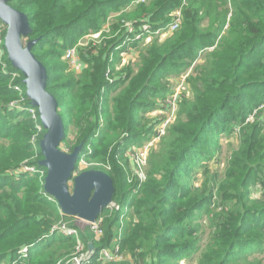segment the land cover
<instances>
[{
    "label": "trees",
    "instance_id": "obj_1",
    "mask_svg": "<svg viewBox=\"0 0 264 264\" xmlns=\"http://www.w3.org/2000/svg\"><path fill=\"white\" fill-rule=\"evenodd\" d=\"M134 1L11 0L9 3L29 16L32 31L24 40L41 37L33 52L46 65L48 90L59 102V113L65 123L61 144L70 151L83 144L82 158L87 159V169L107 171L116 186L114 200L119 207L106 208L101 214L104 236L95 238L87 227L86 232L81 231V238L86 243L93 241L98 252L112 245L122 226L121 247L123 252L129 253L130 262L182 264L191 252L200 250L198 238L194 236L200 224L194 221L211 213L215 196L213 192L207 194L206 190L194 201L200 188L187 185L182 175L187 167L215 158L216 142L209 134L225 131L228 118L224 110L234 97H244V90L256 79L251 73L254 65L251 61L260 50L264 51V0H188L180 27L163 40L158 36L143 48L138 70L126 67V77L115 83L109 81L107 74L114 75L115 68L110 65L122 60L111 61V51L127 29L123 27L118 33L121 25L112 24L108 32L104 30L99 43L91 42L80 49V55L88 64L85 69L81 73L72 71L64 60L65 51L78 43L85 32L99 31L110 13L122 12L120 20L135 26L146 21L157 29L170 23V14L183 0H146L128 10ZM6 31L3 23L0 38H5ZM197 42L200 45H194ZM215 43L216 48L206 52L204 60L189 76L193 96L185 97L180 112L181 117L185 115L194 124L195 130L183 140L179 129L171 128L159 150L150 152L148 180L140 184L138 179L128 189H122L126 176L123 164L118 163L120 157L129 164L131 160L125 156L129 147L142 145L154 131L155 125L147 124L145 114L156 104L148 98L151 94L169 93L167 81L163 80L165 76L187 70L200 58L202 48ZM188 50H192V55L187 59L185 51ZM177 56L181 58L176 60ZM15 70L18 69L8 59L3 41L0 45V263L8 257L9 264L66 262L75 251L77 240L74 236L52 232V228L57 221L71 224L77 217L64 215L58 203L43 193L47 168L40 167L37 160L30 164L45 169L44 176L15 171L22 153L34 154L31 138L37 129L28 112L12 110L11 105L23 97L26 98L24 103L29 104L21 79L12 80L11 72ZM13 85L23 86L25 92L20 94ZM208 85L218 87L214 92L219 95L224 94L212 109L207 106L210 103L205 93ZM111 87L116 92L108 98ZM204 109H208V113L205 114ZM38 120L41 125L39 117ZM179 122L182 123V119ZM248 124L251 140H246L249 135L244 133L233 159L240 160L245 154L256 162L241 164L245 169L242 178L230 175L238 179L235 182L238 191L229 198L239 204L242 216L233 225L228 246H218L217 252L207 253L198 264H255L248 260V255L255 249L264 251L262 238L255 241L258 243L255 248L252 246L241 254L236 252L239 235L247 228L249 213L259 212L243 208L250 203V192L244 187L264 159V118ZM72 135H75L73 142ZM38 152L43 158L40 148ZM216 179L215 176L213 181ZM207 187L205 182L204 188ZM40 202L48 210L39 212L36 205ZM257 225L264 230L261 221H257ZM24 247L29 248L27 256H22ZM92 264L104 263L93 258Z\"/></svg>",
    "mask_w": 264,
    "mask_h": 264
},
{
    "label": "rangeland",
    "instance_id": "obj_2",
    "mask_svg": "<svg viewBox=\"0 0 264 264\" xmlns=\"http://www.w3.org/2000/svg\"><path fill=\"white\" fill-rule=\"evenodd\" d=\"M135 4H132L131 6H135ZM129 6L127 9L131 10L132 7ZM122 12L116 13L112 12L107 17V22L102 25L101 29L96 32H103L105 29H109L110 25L117 23L118 25L116 27H119L118 33L122 32L124 29L123 23L124 20L119 18V15H121ZM153 31L159 30V28L152 29ZM95 32H85L79 40H78V46L79 48L86 47L89 43L95 42L99 43L101 41L93 38V34ZM117 33V34H118ZM154 35V34H153ZM158 35L145 37L142 40H135L134 36L129 38L124 42V44L118 48V50H115L113 52L111 61H114L118 58H120L122 61L117 62L116 65L112 64L110 65L112 68H115L114 75L112 74L109 77V81L111 83H115L116 80H119L122 77H126L127 72H125V68L128 66H132L133 69H135V72L139 68V64L141 61V52L144 50L147 46L152 44L154 40ZM85 37L87 41L83 40ZM111 38V37H110ZM120 40V39H119ZM119 40L116 42L118 43ZM163 40V39H162ZM160 40V41H162ZM24 43H26L24 41ZM87 43V44H85ZM211 44V43H210ZM206 49H201L200 51V58L196 61H194L187 70H184L180 74L175 75L174 73L168 74L165 76L163 80L167 83L165 84L169 88V93L162 94V95H153L151 94L150 101L155 102V107L153 110L148 111L145 115L147 118V124L149 125H155L157 127L158 124L161 123V121L165 119H169L170 122L166 126L165 133L159 138L158 140L153 139L155 136V131H152V134L150 137L143 142L142 145H132L129 147V149L126 151L125 156L129 154V151L135 147L137 150H142V148L145 145L151 146L149 149V154L147 158L144 160V163L141 168L139 166H136V163L130 162L129 164H125V161L123 160V157H120V162L124 166V172L126 176L125 185L121 186L122 189H128L130 186H132L134 183H136L139 179V183H145L148 180L149 176V157L150 152L153 150H159L161 147V142L163 138L167 135V133L170 131L171 128L177 127L179 129V134L181 135V138L185 140V137L190 134L191 131L195 130V126L193 123H190L185 115L180 116V112L183 110L182 105L184 103V99L190 98L193 96V90L191 85L188 83L189 76L193 75L194 68L198 66L205 57L206 52L212 51L216 48L217 43L214 45H211ZM194 45L198 46L200 45V42L194 43ZM116 46V44H115ZM144 48V49H143ZM189 48V47H188ZM186 48V49H188ZM192 50L185 51L187 54V59L191 58ZM3 58V55H2ZM181 56H177L176 60H179ZM83 62H85L86 66L88 65L86 61L82 58ZM65 60V58H64ZM68 62L67 60H65ZM182 61V60H180ZM253 66L251 69V73L253 76V79L256 78L253 82V84L244 90V97H234L232 101L230 102V105L224 110L223 113L226 114L228 118L227 126L225 127V131L221 133L212 132L209 135L213 136V140L216 142V147L214 149V159L211 161H204L199 163L198 165H192L187 167L186 172L183 173L182 177L185 179V183L189 186H193L195 189H198L199 195L195 198L194 201L198 200L202 194H205V191L207 194L210 192H213L215 195L213 198V205H212V211L210 214H205L202 217L196 219V223L200 224L199 230L197 233H194V236L198 238V243L200 245V250L197 252H191L188 255V258L184 259L182 261V264H198L200 259L202 257H205L208 254H212L214 252L218 251V246H228V243L232 240L231 230L233 229V225L235 222H238L239 219L242 216V213L240 212L239 204L237 205L235 203V200L233 201L230 199L233 195H235L236 185L235 182L238 179L230 178V175L232 174L235 177H241L244 174L245 169H242L240 166L244 162L247 164H252L256 161H252L249 159V157H246L245 154H242L240 157L241 159H233L234 152L237 151L240 147L241 140L243 138L244 133L246 135H249L246 140H251V129L249 127V122L258 121L260 118H264V51L260 50L257 55L252 59ZM258 65H255L257 64ZM70 65V62H69ZM71 70L72 67L70 66ZM85 69V68H84ZM83 69V70H84ZM81 71H76V73H81ZM14 79H21V81L24 79L21 75L13 76L12 80ZM156 84H159L157 82ZM21 88H23L21 86ZM25 88L18 90L20 94H23ZM218 87L208 85V87L205 90L206 97L210 98V103L207 105L209 109L216 106L221 100L224 94L219 95L218 93L214 92L217 90ZM115 90L111 87L108 89V98H112L115 94ZM26 100L18 99V101L14 102L11 107L12 110H18V111H26L28 112L29 116L34 120L33 122L37 126L36 131L34 132L31 143L34 148V154L27 155L26 153H22L18 159V166L15 168V171L19 170H25L26 167L32 166L30 163L33 161H36L39 163L40 160L43 158L39 156V148H40V141L43 138L45 132L43 127L40 125L38 120V109L35 107L30 106L29 104L24 103ZM30 110V111H29ZM204 113H208V109H204ZM37 115V118H36ZM182 119V123L179 122V120ZM162 125V124H161ZM154 127V129H155ZM188 134V135H187ZM155 137V138H156ZM75 140V135L71 136V141L73 142ZM153 140V141H152ZM246 145L248 146L249 143L246 142ZM78 146V145H77ZM76 147V146H75ZM70 151L64 144H61V148L67 152H72L74 148ZM208 148H212L211 146ZM22 157V158H21ZM85 161H82L81 164H79L77 169V174L81 171L87 170V159H84ZM24 168V169H23ZM37 168V166H35ZM37 170V169H36ZM40 172H32L39 173L40 176H43V173H45V170L39 169ZM42 171V172H41ZM107 172V171H106ZM31 173V172H29ZM108 173V172H107ZM217 177L216 181H213L214 177ZM208 183V187L204 188V184ZM71 187L73 186L72 182L70 183ZM117 185V184H116ZM120 185V182L119 184ZM119 187V186H118ZM121 187H119V190L121 191ZM246 190L250 192V203L243 208H245L247 211L250 208H254V210H259L258 213H249L248 215V222H247V228L245 231H242L239 235V240L237 243L236 252L238 254H241L243 252L249 251V249L254 246V248L258 245V243H255L256 240L264 238V230H261L260 227L257 225V221H261V225L264 224V159H262L261 167L257 168V171L254 173V177L251 179L250 183L247 184L244 187ZM177 189H175L176 191ZM204 192V193H203ZM178 193V190H177ZM230 197V198H229ZM49 198V197H48ZM50 200V199H49ZM52 201V200H51ZM237 202V199H236ZM36 206H38L39 212L43 210H48V208L43 205V203H38ZM37 209V210H38ZM63 222L62 220L55 222L54 226L60 224ZM71 224L76 225L77 227H80L82 232H86L87 228L79 218L74 219ZM68 223V222H67ZM61 224H64L61 223ZM62 234L61 232H58ZM65 236L64 234H62ZM29 251L25 254H28ZM124 257L122 259L113 261V262H103L104 264H139L137 261L130 262L128 258V252H123ZM249 254V253H247ZM23 256V255H22ZM249 259L255 262V264H259V260H261V264H264V251H260L259 249H255L251 255L249 254ZM4 261L0 264H9L10 258H4ZM59 262V261H58Z\"/></svg>",
    "mask_w": 264,
    "mask_h": 264
},
{
    "label": "water",
    "instance_id": "obj_3",
    "mask_svg": "<svg viewBox=\"0 0 264 264\" xmlns=\"http://www.w3.org/2000/svg\"><path fill=\"white\" fill-rule=\"evenodd\" d=\"M10 1L0 0V19L7 26L4 45L12 66L24 75L22 83L26 87L29 105L38 108L41 125L46 130L40 141L44 157L39 161L40 167L47 168L43 193L55 198L64 215L95 222L116 195L114 180L101 169L91 168L77 174L83 144L72 152L61 148L65 123L59 113V102L48 90L46 65L33 52L41 37L24 40L32 31L29 16L13 7ZM96 250L90 243V256Z\"/></svg>",
    "mask_w": 264,
    "mask_h": 264
},
{
    "label": "built area",
    "instance_id": "obj_4",
    "mask_svg": "<svg viewBox=\"0 0 264 264\" xmlns=\"http://www.w3.org/2000/svg\"><path fill=\"white\" fill-rule=\"evenodd\" d=\"M145 1L146 0H136L132 4H135V3L138 4L140 2H145ZM187 3H188V0H183L181 5L179 7H177L170 14V17H171L170 23L167 24L165 27L159 28V30L153 31L152 30L153 29L152 25L147 23L146 21L142 22L139 26H135V25L131 24L130 22H125L124 21L123 26L126 27L127 32L119 40V42L116 44L114 49L111 51V57H112L113 52L115 50H118V48L121 47L126 40H128L129 38H131L133 36H134L135 40H142L145 37H150V36H154V35H158V36L161 37V39H164L166 36L170 35L174 31H176L180 27V25L182 24V21H183V8H184L185 5H187ZM2 27H3V22L0 19V29ZM107 30H109V29H105V31H107ZM103 32L102 31L101 32H95L93 34V38L97 39L96 41L100 40L101 38H103V35H102ZM83 38H84L83 40L87 41L85 37H83ZM3 41H4V39L0 38V45L3 44ZM78 44H80V40H79ZM78 44H75L74 46L69 47L65 51V54H64L65 60H67L68 63L70 62V66L72 67L74 72L81 71V70H83L86 67L85 62H83V60L81 59V55H80V49L81 48H79ZM85 44H87V43H85ZM11 74L13 76H17V75H21L22 73L19 70H15V71L11 72ZM110 76H111V74L108 73L107 74L108 79H109ZM14 89L21 90L23 88H21L20 85H15ZM22 99L25 100L26 98L23 97ZM38 117H39V111H38ZM36 118H37V115H36ZM169 122H170L169 119H165V120L161 121V123L158 124L157 127H155V129H154L155 136H154L153 139L158 140V137H156V136H159V138H160L165 133L166 126L168 125ZM155 142H159V141H155ZM151 146L145 145L142 148V150H137L134 147L133 149H131L129 151V154L127 156L130 158L131 162H133L132 159H134V162L136 163V166L137 167L139 166V168H141L145 159H146V162H147V158H148V154H149V150H150L149 148ZM84 159L85 158H82L81 162L85 161ZM81 162H80V164H81ZM39 169H42L43 171L45 170V169L40 168V167L39 168L38 167L35 168V166H28V167L25 168V170H19L18 172H35V171L40 172ZM44 175H45V173H43V176ZM47 196L49 197L50 200L56 202L55 198L52 195L47 194ZM114 207H119V205L113 199L109 203L108 208L112 209ZM80 220L82 222H84L85 225H87L86 228L90 227L91 231H93V233L95 234V238L100 239V238H102L104 236L105 230L103 228V223H104V217L103 216L100 215L95 222L82 220V219H80ZM124 221H125L124 218L121 219V225L124 224ZM61 223H63V222H61ZM61 223L56 225V226H53L52 232L57 231V232H61L65 236H74L76 238V240H77V244H76V247H75V251L73 252L71 257L66 262L60 261L57 264H92L93 258H95L100 263L113 262V261L122 259L124 257V254H123V251H122V247H121L122 234H123L122 226L116 232V234L114 236V239H113V243H112L111 246L103 247L98 252L96 250L94 252L93 256H90L89 244L90 243L94 244V242L90 241V242L86 243L81 238V230H80L81 228L80 227H77L76 225H73V224H68L67 222H64V224H61ZM94 246L96 247L95 244H94ZM28 251H29V248L28 247H24V248H22L21 253H22L23 256H27V254H25V253H27Z\"/></svg>",
    "mask_w": 264,
    "mask_h": 264
}]
</instances>
